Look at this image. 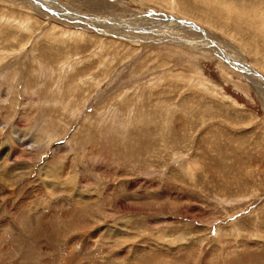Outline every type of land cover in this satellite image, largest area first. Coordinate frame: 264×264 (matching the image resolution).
Instances as JSON below:
<instances>
[{
  "label": "rangeland",
  "instance_id": "obj_1",
  "mask_svg": "<svg viewBox=\"0 0 264 264\" xmlns=\"http://www.w3.org/2000/svg\"><path fill=\"white\" fill-rule=\"evenodd\" d=\"M0 264H264V0H0Z\"/></svg>",
  "mask_w": 264,
  "mask_h": 264
},
{
  "label": "bare ground",
  "instance_id": "obj_2",
  "mask_svg": "<svg viewBox=\"0 0 264 264\" xmlns=\"http://www.w3.org/2000/svg\"><path fill=\"white\" fill-rule=\"evenodd\" d=\"M43 1H45V0H43ZM49 0H47V2H48ZM45 3V2H44ZM71 14H72V16L73 15H76V17L75 18H77V16H80L78 13H75V12H71ZM85 19H87V16H83ZM82 19V18H81ZM88 19H90V18H88ZM87 19V20H88ZM93 19H95L96 21H98V20H100V19H97V18H93ZM76 20V19H75ZM102 20H105V19H102ZM92 23V22H91ZM103 23V22H102ZM105 23V22H104ZM113 23V22H112ZM89 24V23H88ZM106 26H108V25H106ZM188 26V25H187ZM100 28V27H99ZM174 28V27H173ZM177 28H178V26H177ZM180 28V27H179ZM180 29H184L183 27L182 28H180ZM184 30H186V29H184ZM169 36V35H168ZM175 39H176V36H175ZM178 39V38H177ZM179 40V39H178ZM184 43H185V41H183ZM187 43V42H186ZM190 43V42H189ZM207 44L208 45H210L211 46V43L210 42H207ZM225 57V56H224ZM227 60V59H226ZM229 61V60H228ZM234 61H235V65L236 66H234V67H236L238 70H240V71H242V72H244V73H246L245 72V70L244 69H241L240 67H239V63L235 60V58H234ZM231 62V61H230ZM232 63V62H231ZM244 63V62H243ZM232 64H234V63H232ZM246 65V64H245ZM236 69V70H237ZM69 71V70H68ZM253 77H256V76H253ZM58 171V170H57ZM79 198V197H78ZM82 203V202H81ZM96 247V246H95Z\"/></svg>",
  "mask_w": 264,
  "mask_h": 264
}]
</instances>
